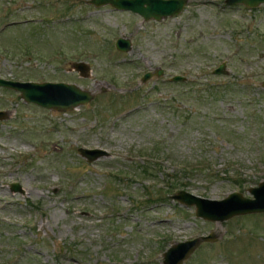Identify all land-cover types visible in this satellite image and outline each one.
I'll return each instance as SVG.
<instances>
[{"label":"rangeland","instance_id":"374dc122","mask_svg":"<svg viewBox=\"0 0 264 264\" xmlns=\"http://www.w3.org/2000/svg\"><path fill=\"white\" fill-rule=\"evenodd\" d=\"M89 1L0 0V77L95 94L63 112L0 87V264H164L215 231L182 264H264V212L212 222L172 198H253L264 181V4L190 0L144 22ZM80 148L107 154L89 162Z\"/></svg>","mask_w":264,"mask_h":264},{"label":"water","instance_id":"95a60500","mask_svg":"<svg viewBox=\"0 0 264 264\" xmlns=\"http://www.w3.org/2000/svg\"><path fill=\"white\" fill-rule=\"evenodd\" d=\"M190 0H90L89 2L97 7L111 5L119 11H130L140 15L144 22L151 20L163 21L168 18L179 16L186 8ZM230 5H244L250 9L258 8L264 4V0H225ZM116 48L128 53L133 49L131 38L122 36L116 41ZM72 69L78 71L82 77L91 76V68L87 62H73ZM214 74H228L227 62H223L213 71ZM165 74L163 68H158L155 72H147L142 82L150 79L160 78ZM173 82H184L187 77L175 75L171 78ZM0 87L12 89L20 92L21 97L27 103L67 112L82 105H87L94 100L95 94L82 88L75 83L67 82H38V81H18L0 77ZM9 118V113L0 111V121ZM79 153L89 162L106 155L107 152L100 148H80ZM14 191H20L18 183L13 185ZM253 198L245 197L241 192L234 191L222 200H211L192 195L181 191L172 198L188 206H196V215L212 222H223L235 216L263 213L264 212V181L257 187L250 189ZM219 238L218 232H211L208 235L179 242L171 246L164 254V264H182L191 254L202 244V242H214Z\"/></svg>","mask_w":264,"mask_h":264}]
</instances>
